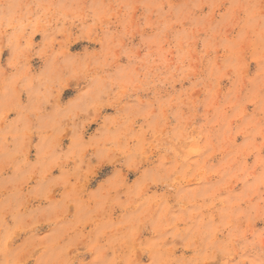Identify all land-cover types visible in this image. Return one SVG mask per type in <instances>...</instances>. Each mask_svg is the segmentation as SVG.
Instances as JSON below:
<instances>
[{"label": "rangeland", "instance_id": "1", "mask_svg": "<svg viewBox=\"0 0 264 264\" xmlns=\"http://www.w3.org/2000/svg\"><path fill=\"white\" fill-rule=\"evenodd\" d=\"M0 264H264V0H0Z\"/></svg>", "mask_w": 264, "mask_h": 264}]
</instances>
